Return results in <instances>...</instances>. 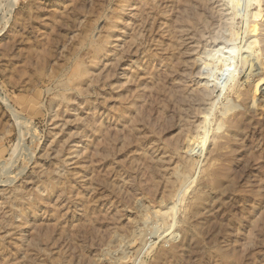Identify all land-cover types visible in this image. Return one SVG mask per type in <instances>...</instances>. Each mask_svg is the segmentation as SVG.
Instances as JSON below:
<instances>
[{
  "label": "rangeland",
  "instance_id": "rangeland-1",
  "mask_svg": "<svg viewBox=\"0 0 264 264\" xmlns=\"http://www.w3.org/2000/svg\"><path fill=\"white\" fill-rule=\"evenodd\" d=\"M0 264H264V0H0Z\"/></svg>",
  "mask_w": 264,
  "mask_h": 264
}]
</instances>
